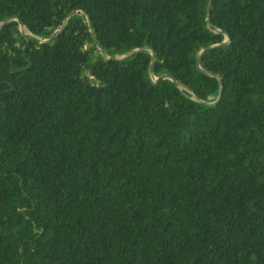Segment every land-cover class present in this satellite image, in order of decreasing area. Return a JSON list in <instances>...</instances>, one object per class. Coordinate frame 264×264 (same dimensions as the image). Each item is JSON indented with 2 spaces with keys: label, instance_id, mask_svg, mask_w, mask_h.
<instances>
[{
  "label": "trees",
  "instance_id": "trees-1",
  "mask_svg": "<svg viewBox=\"0 0 264 264\" xmlns=\"http://www.w3.org/2000/svg\"><path fill=\"white\" fill-rule=\"evenodd\" d=\"M0 0V264H264V0ZM203 70L196 68V52Z\"/></svg>",
  "mask_w": 264,
  "mask_h": 264
},
{
  "label": "water",
  "instance_id": "water-1",
  "mask_svg": "<svg viewBox=\"0 0 264 264\" xmlns=\"http://www.w3.org/2000/svg\"><path fill=\"white\" fill-rule=\"evenodd\" d=\"M213 0H208L207 2V5H206V17H205V25H206V29L210 32V33H213V31H211L210 27H209V15H210V7H211V3H212ZM84 16L85 17V21H86V24H87V28L89 30V33H90V37L93 41V44L95 45V48L99 54V56L102 58L103 61H123L127 58H130L132 56H134L135 54L137 53H140V52H149L150 54V60H149V65H148V75L151 79V81L153 82V84H157L159 81H170L171 83L174 84V86L176 88H178L179 90H183L185 92H187L188 94L191 95V92L190 90L183 84H181L179 81H176L172 76H169L167 74H162L158 77H155L153 75V66L155 64V60H156V56H155V52L152 48L150 47H142V48H139V49H135V50H131V51H128V52H125V53H121V54H116V55H112V56H107L106 53L104 52L102 46L100 45V43L98 42L95 34H94V31H93V28H92V24H91V21H90V18L88 16V14L85 12V11H82V10H74L72 12H70L68 14V16L63 20V22L61 23V25L47 38V39H44V38H39V37H36L30 33H28L25 29V26L24 24L19 20V18L17 16H10L8 17L7 19H5L4 21H2L0 23V30L7 24L11 23V22H16L17 25H18V30L21 34V36L25 39H28V40H32L38 44H48V43H51L52 41H54L58 36L59 34L63 31V27L64 25L74 16ZM218 34H221L224 36V40L223 42H221L220 44H216V46H207V47H203V48H200L197 52H196V55H195V61H196V68L197 70H199L200 72L212 77V78H215L217 81H218V84H220V88H219V92H218V96H217V99L214 101V102H211V103H208V102H203V101H200L197 97L193 98L194 101L196 102H199L205 106H209V107H213L214 105H216L221 97V94H222V84H221V80L218 76H215V75H212L211 73L203 70L200 66V54L202 52H205V51H210V50H213V49H216V47H223V46H226L230 41H229V36L222 32V31H217Z\"/></svg>",
  "mask_w": 264,
  "mask_h": 264
}]
</instances>
